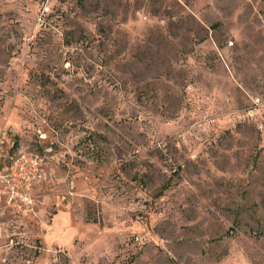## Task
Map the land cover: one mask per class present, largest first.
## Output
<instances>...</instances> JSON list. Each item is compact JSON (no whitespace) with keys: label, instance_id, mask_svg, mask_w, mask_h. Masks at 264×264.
Returning a JSON list of instances; mask_svg holds the SVG:
<instances>
[{"label":"rangeland","instance_id":"374dc122","mask_svg":"<svg viewBox=\"0 0 264 264\" xmlns=\"http://www.w3.org/2000/svg\"><path fill=\"white\" fill-rule=\"evenodd\" d=\"M0 264H264V0H0Z\"/></svg>","mask_w":264,"mask_h":264},{"label":"built area","instance_id":"2783aa9c","mask_svg":"<svg viewBox=\"0 0 264 264\" xmlns=\"http://www.w3.org/2000/svg\"><path fill=\"white\" fill-rule=\"evenodd\" d=\"M23 166V164L21 165ZM14 166L7 168L5 172L1 174V181L6 186L11 196L23 197L26 195L27 190L42 177V169L37 162H31V170H25L23 168L20 171L14 169ZM28 187L26 191L25 188ZM21 188L23 190L21 191Z\"/></svg>","mask_w":264,"mask_h":264}]
</instances>
